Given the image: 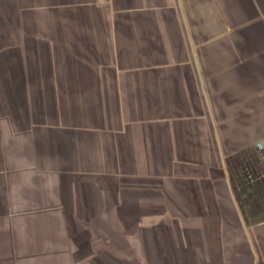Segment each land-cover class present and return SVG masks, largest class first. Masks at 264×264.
Returning a JSON list of instances; mask_svg holds the SVG:
<instances>
[{"label":"crops","instance_id":"1","mask_svg":"<svg viewBox=\"0 0 264 264\" xmlns=\"http://www.w3.org/2000/svg\"><path fill=\"white\" fill-rule=\"evenodd\" d=\"M0 264H264V0H0Z\"/></svg>","mask_w":264,"mask_h":264}]
</instances>
